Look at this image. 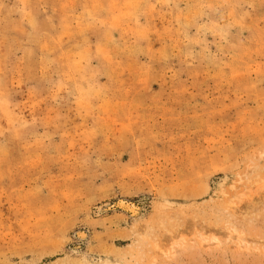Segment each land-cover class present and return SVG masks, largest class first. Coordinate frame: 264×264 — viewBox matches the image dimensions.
<instances>
[{
	"label": "rangeland",
	"instance_id": "1",
	"mask_svg": "<svg viewBox=\"0 0 264 264\" xmlns=\"http://www.w3.org/2000/svg\"><path fill=\"white\" fill-rule=\"evenodd\" d=\"M0 264H264V0H0Z\"/></svg>",
	"mask_w": 264,
	"mask_h": 264
},
{
	"label": "bare ground",
	"instance_id": "2",
	"mask_svg": "<svg viewBox=\"0 0 264 264\" xmlns=\"http://www.w3.org/2000/svg\"><path fill=\"white\" fill-rule=\"evenodd\" d=\"M133 210V209H132Z\"/></svg>",
	"mask_w": 264,
	"mask_h": 264
}]
</instances>
